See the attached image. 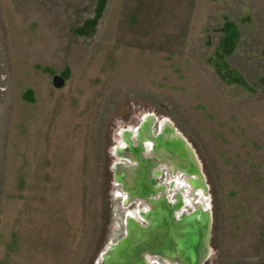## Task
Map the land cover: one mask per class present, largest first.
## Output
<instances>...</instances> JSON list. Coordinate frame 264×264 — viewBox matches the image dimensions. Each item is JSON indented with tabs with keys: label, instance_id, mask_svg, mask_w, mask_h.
Segmentation results:
<instances>
[{
	"label": "rangeland",
	"instance_id": "obj_1",
	"mask_svg": "<svg viewBox=\"0 0 264 264\" xmlns=\"http://www.w3.org/2000/svg\"><path fill=\"white\" fill-rule=\"evenodd\" d=\"M149 117L200 163L199 195L155 169L211 208L204 264H264V0H0V264H100L147 224L116 167Z\"/></svg>",
	"mask_w": 264,
	"mask_h": 264
},
{
	"label": "water",
	"instance_id": "obj_2",
	"mask_svg": "<svg viewBox=\"0 0 264 264\" xmlns=\"http://www.w3.org/2000/svg\"><path fill=\"white\" fill-rule=\"evenodd\" d=\"M63 83H64V79L62 77L58 75L54 77V84L56 86H61L63 85ZM149 121L151 122V120ZM165 122L172 125V127L174 128L172 123H170L169 121H165ZM151 128H152V123H151ZM174 133L175 135L183 136L181 133L176 132V128H174ZM137 139H138L137 145H139V141H140L139 137ZM128 140L130 143L129 148H131V146L137 147V145L134 143V140L132 138ZM128 152L127 154L124 155L132 161L131 165H134L135 161L129 156ZM150 155L152 156V152H150ZM194 157L197 158L196 154H194ZM160 165L161 162L158 161V164L156 166H153L152 169H155L156 167L160 168ZM198 165H200V163ZM126 166H127L126 164L119 162L116 167L117 173H119L121 169H124ZM166 167L168 171L171 170L174 173L178 172V170L174 171L173 169H169L167 164ZM199 168L200 171H202L201 166H199ZM152 172H150L151 173L150 176L154 175ZM155 181L156 182L153 181L154 182L153 185H158L157 180ZM123 185L125 188L124 182ZM158 186L161 187L162 185H158ZM202 188L205 192H208V186L205 184V182ZM125 190L129 194L127 202H131L132 200L137 198L141 202V207H143L144 203H147L149 205V210L151 207L150 202L159 201V199L162 196L161 193L162 190L158 191L161 193V195L158 198H155L158 192L156 194H153L152 191H149L146 193V195H142L139 197L129 193V191L126 188ZM199 205L204 210V217L202 221H196V222L191 220L189 221L188 219V217L191 216L194 213V211L187 213L186 210H182V211L180 210L182 206V202L179 207H174L173 205H170L169 202L163 204V206H165V208L167 209L165 210L166 214L161 212L159 215V219L161 221V227H154L155 225L153 226L151 222L153 217H151L150 214H144L146 211L141 212V217L146 220L147 224H145L142 220L136 219L134 216H129L127 218V223H126V231H127L126 235L123 238H121L117 243H114L108 247L103 259L100 261V264H109L112 256L114 259L115 258L118 259L117 256L118 248H125L123 255L125 254V252H127L128 256H126L125 258L129 259L130 261L129 264H134L136 263L137 260L140 262L142 260L143 262L146 261L147 264H159L157 259H155L157 255L166 257L170 262V264H204L208 260L211 252L210 239H211V231H212V212L210 207L205 209L201 204ZM174 211L181 212L177 220H175ZM132 219L137 220L134 222L133 225L135 230L134 228H130V222ZM137 231H141V234H137ZM132 233L133 235L131 237ZM126 245L128 246L125 247ZM147 255L152 256L153 258L152 261L147 257Z\"/></svg>",
	"mask_w": 264,
	"mask_h": 264
},
{
	"label": "bare ground",
	"instance_id": "obj_3",
	"mask_svg": "<svg viewBox=\"0 0 264 264\" xmlns=\"http://www.w3.org/2000/svg\"><path fill=\"white\" fill-rule=\"evenodd\" d=\"M149 117L147 120H150ZM130 134V133H128ZM127 139H131L129 135L125 134ZM129 136V137H128ZM137 136L139 137V145L137 147L131 146L128 152L129 156L135 161L134 165H128L119 172V178L124 182L125 188L135 196L146 195L147 192L152 191L156 194L159 190H162V196L159 201L150 202V210L146 211L144 214H150L152 219V224L154 227H161V221L159 215L161 212L166 214L164 203H168L167 192L165 191V186L159 187L158 185H153L156 182V174L158 169H152L153 166L161 162L159 170H161L162 164H167L169 169L181 170L186 173L190 184L193 186L192 192L195 193L197 188L204 186V177L202 171L198 165L199 161L194 157V150L188 141L181 135H175L174 128L172 125L165 122L163 124L162 132L158 135H153L151 122L146 121L143 125V130L139 131ZM153 139L154 148L151 150L153 157H144L143 148L144 141L148 139ZM188 144V145H187ZM127 154V152H125ZM158 159V160H157ZM157 160V161H156ZM153 171V172H152ZM150 172L154 175L150 176ZM154 181V182H153ZM182 202V193L178 191L174 195V207H179ZM165 208V209H164ZM204 217V210L199 204L195 205L194 213L188 217L189 221H202ZM136 219H132L130 222V228H134V222ZM135 230V228H134ZM133 230V231H134ZM137 234H141V231H137ZM133 233L131 234L132 237ZM126 245L125 247H127ZM125 248H118L117 258L111 257L109 264H129V259L125 258L128 256L127 252L123 255ZM120 256V257H119ZM121 258V259H119ZM134 264H147L143 260L136 261Z\"/></svg>",
	"mask_w": 264,
	"mask_h": 264
},
{
	"label": "flooded vegetation",
	"instance_id": "obj_4",
	"mask_svg": "<svg viewBox=\"0 0 264 264\" xmlns=\"http://www.w3.org/2000/svg\"><path fill=\"white\" fill-rule=\"evenodd\" d=\"M152 132H153V135H156L155 133H154V131L152 130ZM150 139V138H149ZM150 140H152V139H150ZM145 142H148V140H146ZM163 169L161 170V175L163 174ZM168 176L171 178L172 176H173V172L170 170V171H168ZM183 188H184V185H183ZM183 190V189H182ZM158 194V193H157ZM156 194V195H157ZM176 194V193H175ZM174 194V195H175ZM194 195H199V194H197L196 192L194 193ZM199 202V203H201V200H200V197H198V198H196V202ZM169 202V204L170 205H173V203H174V198L172 199V200H170V201H168ZM202 204V203H201ZM184 210H186L187 211V213H190V212H192V210L191 211H188L187 210V208L185 207L184 208ZM181 211H182V208H181ZM194 211V210H193ZM180 211H179V213L178 214H176L175 212H174V215H175V220H177L178 219V217L180 216Z\"/></svg>",
	"mask_w": 264,
	"mask_h": 264
},
{
	"label": "trees",
	"instance_id": "obj_5",
	"mask_svg": "<svg viewBox=\"0 0 264 264\" xmlns=\"http://www.w3.org/2000/svg\"><path fill=\"white\" fill-rule=\"evenodd\" d=\"M235 30H236V28H235Z\"/></svg>",
	"mask_w": 264,
	"mask_h": 264
}]
</instances>
